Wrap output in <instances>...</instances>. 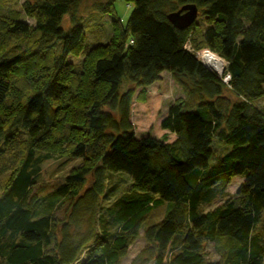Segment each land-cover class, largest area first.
<instances>
[{"label":"trees","instance_id":"1","mask_svg":"<svg viewBox=\"0 0 264 264\" xmlns=\"http://www.w3.org/2000/svg\"><path fill=\"white\" fill-rule=\"evenodd\" d=\"M12 1L0 0V140L8 143L17 130L26 140L12 174L0 181L2 264H74L84 251L81 264H120L164 202L172 208L144 232L154 264H220L205 260L203 244L224 238L230 259L264 264V237L254 232L264 215V108L255 104L264 98V0H128L127 23L117 18L112 42L90 50L83 76L67 58L84 28L74 17L71 28L62 26L77 1L25 2L34 27L6 9ZM114 3L96 9L112 14ZM187 4L206 16L200 40L196 22L182 30L168 19ZM188 40L227 62L231 87L185 48ZM163 72L174 75L185 98L168 107L157 129L138 133L132 106L145 103L147 92L135 97L133 85L151 86ZM214 138L229 150L211 164ZM63 149L92 164L41 182L44 163ZM109 172L128 175L144 196L101 210ZM87 175L91 184L80 193ZM235 176L244 178L239 199L203 212Z\"/></svg>","mask_w":264,"mask_h":264},{"label":"rangeland","instance_id":"2","mask_svg":"<svg viewBox=\"0 0 264 264\" xmlns=\"http://www.w3.org/2000/svg\"><path fill=\"white\" fill-rule=\"evenodd\" d=\"M27 1L32 3L36 2V0H13L12 2L6 3V9L18 10L21 14V20L34 27L35 21L27 17L23 9L24 4ZM76 1V7L72 13H69L64 17L62 26L65 29L71 28L72 18L74 17L84 28L85 34L82 44L67 58L70 68L73 71H79V75L83 76L87 75V55L90 50L97 46L106 47L112 42L114 38V30L117 27L115 26L117 18H119L121 23L125 25L131 14L134 3L128 0H115L114 12L112 14H103L96 8L99 6V4L106 3L107 0ZM206 20L207 19L203 11L199 9L196 20V32L194 35L197 40H200L201 33L208 27ZM30 37L31 35L25 38L21 37L22 41L19 40L20 43L16 42L13 45V52L18 53L20 51L19 48L29 45ZM225 65L226 64H224V66ZM133 87L135 97L140 96L144 93V91L147 92V101L145 103L134 102L132 106L134 125L138 133L142 132L146 134L147 132H152L154 129H157L168 107L172 103L185 98L181 86L175 82L174 75L170 72H163L161 74V79L153 83L151 86L140 87L139 85L135 84ZM128 89L129 82L125 81L120 92L123 93ZM226 95H229L230 97L233 96L227 90ZM255 104L260 108H264V98L260 99L258 102H255ZM103 109L107 111L110 110L108 106H104ZM0 112L3 111L0 110ZM113 114L117 118L119 117L117 111H113ZM138 135L142 136L143 134ZM25 140L26 134L19 130L12 134V140H10L8 143H6L4 140H0L1 182H4V180H6L12 174L15 165L20 159V151ZM212 149L213 158L211 160V164H214L223 154L229 150V146L219 141L217 138H214ZM91 162V160L85 158L75 157L64 150L63 154L60 156L57 155L54 159H50L44 163L39 180L41 182H50L54 179H65L74 171L87 165H91ZM243 181V177H233L231 181L223 187L224 195L219 196L209 204L202 205L201 210L203 212L212 210L223 205L228 199L238 200L239 197L237 196V191ZM90 184L91 175H87L83 182L78 185L80 190L79 192L83 193L90 186ZM140 196H144V194L133 188L132 181L128 175L125 173L109 172L107 174L105 193L100 199L99 208H102L101 210L107 212L108 209L112 208L115 202L118 200ZM153 198H158V196H153ZM172 205L173 203L171 202H164L163 204L154 208L147 215L145 221L143 222L139 236L129 247L127 255L121 259L120 264H154L153 259L149 257V252L145 251V249L149 250L151 247L144 237V232L147 227L162 221L168 211L172 208ZM86 217L88 220V215H86ZM107 218L109 225L112 226V228L116 227L113 220L111 218L109 219L108 214ZM83 228L86 229V225H84ZM254 232L260 233L264 237V215L261 223L256 225ZM227 244L228 240L226 238L213 242H205L203 244V254L205 260L207 262H218L220 264H243L238 259H230L228 250L225 247ZM139 256L140 259H137ZM85 259L86 251L81 254L79 259L74 264H81ZM0 264H2L1 259Z\"/></svg>","mask_w":264,"mask_h":264},{"label":"water","instance_id":"3","mask_svg":"<svg viewBox=\"0 0 264 264\" xmlns=\"http://www.w3.org/2000/svg\"><path fill=\"white\" fill-rule=\"evenodd\" d=\"M199 9L195 4H187L180 10L168 14L169 21L179 29L191 27L197 20Z\"/></svg>","mask_w":264,"mask_h":264},{"label":"built area","instance_id":"4","mask_svg":"<svg viewBox=\"0 0 264 264\" xmlns=\"http://www.w3.org/2000/svg\"><path fill=\"white\" fill-rule=\"evenodd\" d=\"M131 43H132V41H131ZM185 48H186L188 51H190L191 53H193L196 57H198L199 59H201V61H202L204 64L206 63L205 58H204V55H206V54H213V55H216L217 58L223 60V63L226 64V65L224 66V71H223L222 73H218L217 71H215V72H216V73H215L214 70H211L206 64H205V65L209 68V70H211L212 72H214V73L217 75L218 79H219L222 83H224V84H225L226 86H228V87H231V85H230V82H231V75H230L229 72H226L227 62H226L223 58H221L218 54H216V53H214V52H212V51H210V50L196 51V50L194 49V47L191 45L190 40H188V41L186 42V44H185Z\"/></svg>","mask_w":264,"mask_h":264},{"label":"bare ground","instance_id":"5","mask_svg":"<svg viewBox=\"0 0 264 264\" xmlns=\"http://www.w3.org/2000/svg\"><path fill=\"white\" fill-rule=\"evenodd\" d=\"M206 65L214 71L218 73H222L224 71V63L223 60L217 58L216 55L213 54H206L204 55Z\"/></svg>","mask_w":264,"mask_h":264}]
</instances>
